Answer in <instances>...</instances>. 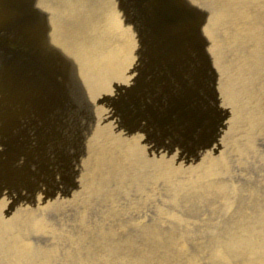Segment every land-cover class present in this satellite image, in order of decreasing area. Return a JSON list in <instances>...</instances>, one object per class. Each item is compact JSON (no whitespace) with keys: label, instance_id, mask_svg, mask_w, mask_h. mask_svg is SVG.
Instances as JSON below:
<instances>
[{"label":"water","instance_id":"obj_1","mask_svg":"<svg viewBox=\"0 0 264 264\" xmlns=\"http://www.w3.org/2000/svg\"><path fill=\"white\" fill-rule=\"evenodd\" d=\"M0 264H264V0H0Z\"/></svg>","mask_w":264,"mask_h":264}]
</instances>
